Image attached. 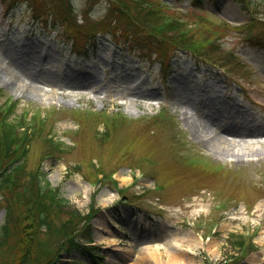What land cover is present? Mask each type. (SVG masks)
<instances>
[{"label":"rangeland","instance_id":"obj_1","mask_svg":"<svg viewBox=\"0 0 264 264\" xmlns=\"http://www.w3.org/2000/svg\"><path fill=\"white\" fill-rule=\"evenodd\" d=\"M50 1L54 2L36 3L49 6ZM71 1L79 21L85 12L90 21L100 19L106 6L105 1L93 7L87 0ZM26 3L8 9L0 0V104L7 97L16 101L10 123L20 115L27 120L45 118L41 133L26 141L28 149L16 175L18 189L21 192L24 184L34 190L32 173L38 169L41 179L57 188L70 205L82 213L90 206L96 210L71 236L80 240V248L67 251V242L57 246L33 224L29 198L14 203L17 186L1 189L0 226L15 208L11 238L2 248L0 264H16L23 249L27 264H150L141 257L150 260L154 255L162 259L161 264H170V256L180 264H207L205 260L208 264H264V136L231 143L225 136L218 140L211 132L195 128L203 119L227 126L229 118L223 115L247 111L250 104L256 108L255 117L264 119V28H236L249 20L237 0H149L181 21L178 27L182 30L186 24L187 38L175 43V31L166 36L151 34L144 26H133L132 31L128 26L139 23L122 6L129 18L119 17L117 25H112L110 17L106 23L134 33L126 42L129 50L122 51V44L115 47L104 37L88 52L78 53L71 41L74 36L49 28L51 20L47 30L43 29L32 21ZM263 5L264 0H254L258 14L264 13L259 8ZM204 38L212 39L216 47L201 45ZM184 40L200 45L202 53H198L208 63H198L192 53L178 52L167 60L168 72L162 77L161 69L146 62L180 48L176 44ZM45 48L49 54L43 57ZM230 53L236 57L227 58ZM23 60L35 65V71L46 70L56 79L49 83L26 77L13 81L15 74L23 72L18 66ZM229 68L242 78L227 73ZM73 73L79 77L90 73L95 82L66 80ZM179 88L184 94L180 99ZM149 90L154 95H148ZM78 108L104 110L110 115L118 112L123 118L104 138L99 118H81L73 112ZM159 109V120L167 114L164 124L151 119ZM46 135L62 142L59 150L46 141ZM190 159L201 162L190 166ZM96 163L104 175L116 171V182H96L91 167ZM222 164V170H213ZM74 165L81 168L73 169ZM154 185L162 189L155 190ZM51 219L59 227L66 216L60 213ZM148 223L162 226L150 233L145 228ZM84 226L89 231L86 236ZM187 233L196 238L201 235V248L187 253L184 246H175L176 239H182L179 243L184 245ZM236 243L244 247L236 248ZM39 246L48 249L40 251ZM90 246L95 248L93 257L83 249Z\"/></svg>","mask_w":264,"mask_h":264},{"label":"trees","instance_id":"obj_2","mask_svg":"<svg viewBox=\"0 0 264 264\" xmlns=\"http://www.w3.org/2000/svg\"><path fill=\"white\" fill-rule=\"evenodd\" d=\"M139 2V1H138ZM139 4V3H138ZM136 14L138 16H143V10L138 7V5H135L133 7ZM119 11H116V14L118 15ZM149 16L152 17L155 14L154 13H148ZM147 19V18H146ZM148 20V19H147ZM152 21V20H148ZM142 23H146L144 19H142ZM172 23L160 25V28L164 29H175ZM157 28V27H155ZM8 116L2 117L0 113V155H3V163L7 164L10 159H12L16 154H11L14 152V150L23 144L25 145L24 139L26 138V133L19 135L17 133V130L21 127L19 124H12L8 122ZM32 125V123H31ZM43 122L41 121L39 123V127H42ZM20 126V127H19ZM27 128H25L26 130ZM22 139V141H20ZM23 143V144H22ZM15 160L13 164L16 163ZM10 166H7L4 169V172L2 173V176L0 177V190H11L15 186H18L19 180L16 178L17 174L21 170V165L16 164L13 169L9 170ZM41 176L38 175V183L36 190L31 189L29 193L27 194H20L18 192L15 193V196L17 197L15 200V204L19 202V200H24L23 202H26L29 198L30 203V210L32 215V221L33 224L35 223V226H37L38 230L42 231V234H45L46 236H50V239H53L56 241V243H60L61 240L66 239L70 242L69 247L70 248H76L77 244H74L75 242L72 240L71 236L72 233L77 229L81 224H85L86 220H88V217H81L80 213L74 209L72 206L68 205L67 201L60 196V193L57 189L50 188L46 183L40 184L41 182ZM25 197V198H24ZM27 199V200H26ZM15 207L10 209V213H7L6 215V221L5 223L0 227V254L2 251V248L5 247L4 244L11 238L10 234V227L12 225L13 220V210ZM64 214L66 216V220L60 224L59 227H56L53 225V220L51 219V216H57L58 214ZM85 222V223H84ZM16 227H12L14 231L16 230ZM55 229V232H54ZM14 236V233H13ZM60 246V245H57ZM39 248H41L39 246ZM48 248L40 249V251L47 250ZM40 256H42L40 254ZM16 260V264H27V255L26 252H24V249L20 253L19 257ZM25 261V262H24ZM42 261V260H40Z\"/></svg>","mask_w":264,"mask_h":264},{"label":"bare ground","instance_id":"obj_3","mask_svg":"<svg viewBox=\"0 0 264 264\" xmlns=\"http://www.w3.org/2000/svg\"><path fill=\"white\" fill-rule=\"evenodd\" d=\"M18 66L20 68H22L23 72L20 76L18 74H15L13 77V81H19L21 78L26 77V78H29L30 80H34V81L39 82V83H41V82L49 83V82L54 81V79H56L54 76L50 75L46 70H41L38 72L35 71V65H33L31 62H27V61L23 60L22 62H18ZM65 77H66V80H79L80 79V80L86 81L88 83L95 82V76L90 74V73H88V75H84L82 77H79L78 75H75L74 73L72 75H66ZM132 89H136V88H132ZM179 91L180 92L178 94V98L180 99L184 94L182 93L183 89L179 88ZM147 94L148 95H154V91L149 90L147 92ZM230 115L228 116V118L232 119L233 115H231V116ZM185 121H186V119H185ZM195 128H197L201 131H204V132H206V131L211 132L212 135L214 137H217L216 139H218V140H221V138L223 136H225V138H229L231 143L233 140H240V141H243L244 139L251 140V139L260 138L262 135H264V125H257V126H252V127H248V128H246V127H235V126H232L231 124H229L227 126H222L219 124V122H217L215 120H209V119H203V121H200L198 126L195 125ZM228 151L231 152L230 150H228ZM256 154H258V153H256ZM232 155H233V153H232ZM235 157L240 158L241 156L236 154ZM174 241H176V240H174ZM191 243L194 244V247H197L201 244V239L199 238V239L194 240L193 237L191 236V234H189V233L185 234L184 244L188 247L189 250H193ZM180 245H181V243L179 244L177 241L175 242V246L178 247ZM181 254H183V253H181ZM141 259L142 260L145 259L147 261V263H150V264L152 262H156L158 264H161V261H162V259L157 255H154L151 257L152 262L149 259L147 260L144 257H141ZM169 263L170 264H180L178 262V260H176L173 256H170Z\"/></svg>","mask_w":264,"mask_h":264}]
</instances>
